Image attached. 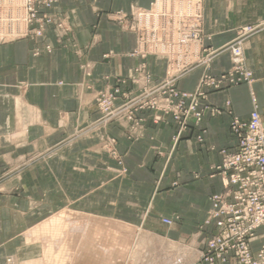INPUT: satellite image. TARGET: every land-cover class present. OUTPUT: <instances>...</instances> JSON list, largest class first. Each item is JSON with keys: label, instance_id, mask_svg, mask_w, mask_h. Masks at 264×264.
Listing matches in <instances>:
<instances>
[{"label": "crops", "instance_id": "crops-1", "mask_svg": "<svg viewBox=\"0 0 264 264\" xmlns=\"http://www.w3.org/2000/svg\"><path fill=\"white\" fill-rule=\"evenodd\" d=\"M152 1L58 0L55 10L61 14L66 13L70 27L63 44L56 42L55 35L49 28L41 41L25 39L0 45V167L8 159L23 153L45 150L61 143L76 127L96 115L93 91L108 85L114 76L124 74L140 61L130 55L135 45L133 34L117 27L106 13L114 10L127 11L132 6L148 7ZM260 18H264V0H205L204 3V31L211 36L209 43L212 46L227 42L233 37L237 27ZM46 44L50 45L49 49H46ZM105 54L108 56L104 57ZM244 56L246 66L252 72L251 83H241L211 92L207 96V102L221 107L227 101L232 115L246 120L254 98L264 119V29L245 42ZM147 63L156 75L162 73L161 62L149 59ZM229 66L228 55H221L211 63V74L218 75ZM85 68L91 70L90 76L84 75ZM199 72L188 75L179 83V87L193 90L198 82ZM229 121L227 113L204 119L207 148L195 144L188 133V139L180 142L176 149H171L173 128L151 125L149 120L146 121L143 136L133 143L128 142L116 127L106 130V133L117 136V150L123 156L129 171L123 180L134 187L124 193V197L161 198L162 193L167 191L163 190L164 187L158 191V184L162 186L164 182L168 183L173 179V172L178 170V162H184L187 167L185 171L179 170V181L182 184L168 190L172 191L171 196L177 198L176 203L180 204L175 209L163 207L157 210L153 206H147V203L144 206L132 204L126 207L128 213L140 215L139 224L146 225L144 216L153 211L158 213L155 227L162 225L160 216L174 213L179 215V220L170 227L186 232L194 230V227L198 228L195 224L200 225L205 218L210 207V196L222 190L220 177L207 176L206 172H209L211 163L219 161L216 149L224 146L231 149L235 144L234 137L229 134ZM97 141L98 138L92 137L90 140L71 143L69 147L62 145L47 160L31 166L25 173L26 185L23 188L26 189V196L22 198L24 209L20 207L18 195L0 193V264L6 263L7 255L14 256L17 264L36 260L39 254L28 251V247L25 249L28 245L19 241L20 233L33 229L36 215L49 214L56 211L54 208H66L64 199L67 197L81 200L90 197L94 204L88 207L76 206V212L104 221L100 223L105 226L101 230L110 229L112 222L109 221H113L114 217L111 215L117 212V207H99L98 182H106L108 190L105 196L113 197L110 190L115 176L107 172L101 178L97 169L102 165L114 166V163L107 155L99 152ZM154 147L161 152L160 155L154 152ZM168 151L171 152L169 157ZM86 166L91 173H84ZM166 167L171 172L167 177L164 171ZM95 169L97 172H92ZM197 172L201 176L195 178L194 174ZM68 174L75 183L69 194ZM84 174L87 181L96 183L88 191L82 186ZM186 182L190 183V191L184 188ZM169 196L164 195L167 198ZM55 197L60 200L59 205H55ZM179 198H186L190 204L184 205L179 202ZM195 198L200 199L199 204L193 201ZM122 210L123 213L126 212L125 209ZM23 215L31 216L28 224L23 222ZM125 220L123 218L122 221ZM207 229L211 231L210 228ZM186 232L181 235H186ZM155 233L160 234L158 231ZM176 245L180 250L184 245L188 247L184 264H206L198 261L201 251L198 239L191 237L187 244L180 241ZM84 246L86 248L83 253L78 254L76 263L115 264L112 249L114 245L109 236L85 237ZM257 246L256 242L254 249Z\"/></svg>", "mask_w": 264, "mask_h": 264}, {"label": "rangeland", "instance_id": "rangeland-1", "mask_svg": "<svg viewBox=\"0 0 264 264\" xmlns=\"http://www.w3.org/2000/svg\"><path fill=\"white\" fill-rule=\"evenodd\" d=\"M52 2L50 7H39L37 15L28 21L23 8V0H0V45L25 39L41 41L45 38L46 29L49 28L53 31L56 42L63 44L70 31L68 18L65 16L66 13L61 14L55 10L58 0ZM160 3L162 4L161 8L156 5V0H153L148 7L132 6L127 11H106L110 20L117 27L133 34L135 45L130 55L137 57L140 61L124 74L114 76L108 85L93 91L92 98L96 115L83 125L76 127L61 143L45 150L23 153L18 157L8 159L0 167V193L18 195L20 207L24 209L22 198L26 196V189L23 188L26 185V171L31 166L47 160L62 145L69 147L71 143L96 137L98 138L99 152L107 155L114 163V166L112 164L109 167L102 165L97 169L101 178L105 177L107 172L115 176L113 188L110 190L114 194L113 197L105 196L108 190L107 183L98 182L100 187L97 199L99 207L104 209L112 205L117 207V212L111 215L114 217L113 221H109V223L112 222L110 229L101 230L100 228L105 226L100 223H104V221L96 220L92 215L76 212V206L88 207L94 204L90 197L82 200L67 197L64 199L67 203L66 208H54L56 211L49 214L36 215L33 219L36 221L33 229L20 233L19 241L28 245L25 246V249L28 247V251H35L37 255L39 254L36 255V260L24 261L22 264H79L75 260L78 254L83 253L86 248L84 238L92 236H109L111 238L112 245H114L112 249L115 253V264H184L183 261L188 256V247L184 245L180 250L176 243L181 241L187 244L191 237L198 239V245H200L199 262L229 264L217 260L208 263L204 261L203 256L207 251V242L217 237L218 234L215 219L210 218V211L213 207L212 197L221 193L222 190L210 196V207L202 223L195 224L198 225L197 229L194 227V230L186 232V230L174 228V226L170 227L179 220V215L174 213L160 216L162 225L157 224L158 226L155 227L158 213L155 214L153 211L144 216L146 225L145 223L139 224L140 215L128 213L126 207L132 204L144 206L147 203V206H153L157 210L163 207L175 209L180 204L176 203L177 198L172 197V191L168 190L182 184L179 181V170L185 171L187 167L184 162H178L176 166L178 170L173 172V179L168 183L164 182L162 186L158 184V191L162 187L167 191L162 193L161 198L124 197L123 194L134 187L130 182L123 180L129 171L123 156L117 150V136L106 133V130L109 127H116L128 142L133 143L143 136V129L146 127V121L149 120L151 125H167L173 128L171 149H176L180 142L188 139L189 137L186 138L188 133L193 137L195 144L199 147H206L207 129L203 126L204 119L206 117L216 118L227 113L230 116L229 134L232 136L231 122L235 119L246 122L249 117L244 120L233 116L229 102L226 101L221 107L211 105L207 102V96L211 92L230 86L251 83L252 72L245 63L244 44L250 37L264 29V18L237 27L231 39L219 46H212L209 43L211 36L204 31L205 0H162ZM243 27H252L253 33L242 42L240 41L242 69L235 72L236 76H234L231 75L234 69L233 62L238 56L234 55L233 50L238 48V34ZM45 47L49 49L50 45L46 44ZM225 54L229 57V68L218 75L211 74L213 60ZM35 55H37V51ZM107 56L108 54L104 55V57ZM149 59L162 63L163 71L160 75H156L150 69L147 63ZM197 71H200V76L193 90L179 87V83L183 79ZM83 73L90 76L91 70L85 68ZM247 73L249 76H246ZM252 105L249 116L254 109L260 114L254 98H252ZM260 117L264 127V119L261 114ZM153 149L157 155L161 154L157 148ZM223 149L228 148L224 146L216 149L220 158L218 162L209 165L207 176H219L221 179L216 166L222 160L221 151ZM170 151H168V157ZM84 170V173H91L88 166L84 167ZM97 171L95 169L92 172ZM164 171L166 177L171 173L169 167H166ZM67 176V193L69 194L75 183L70 180L69 174ZM200 176L199 172L194 174L195 178ZM72 177L74 176L72 175ZM83 177L84 190L88 191L91 186L96 185L94 182L87 181L85 174ZM188 184L190 185L189 182L184 184L185 190L186 188L190 189ZM165 194L170 196L164 197ZM199 200V198L193 199L197 204H199ZM54 201L55 205H59L60 200L57 197L54 198ZM61 201H63L62 198ZM179 202L184 205L190 204L186 198H181ZM122 209H125L126 212L123 213ZM123 218L127 221H122ZM30 221V215H23L24 223L28 224ZM106 225L109 226L107 221ZM207 228H210L211 231L209 232ZM184 231L186 235H181ZM261 234L262 229L259 228L255 238L245 239L252 252L260 246L263 240ZM226 239L237 245L238 230H229ZM256 242L258 246L254 249ZM236 248L238 247L236 246ZM24 251L27 252V250ZM7 256L5 264H17L14 256Z\"/></svg>", "mask_w": 264, "mask_h": 264}, {"label": "built area", "instance_id": "built-area-1", "mask_svg": "<svg viewBox=\"0 0 264 264\" xmlns=\"http://www.w3.org/2000/svg\"><path fill=\"white\" fill-rule=\"evenodd\" d=\"M52 1L23 0L27 20L37 15L39 7H50ZM160 2L162 0H156L159 8L162 5ZM252 31V27H243L239 31L238 48L233 50L238 58L234 59L231 75L236 76L235 72L242 69L240 41L251 35ZM230 131L235 144L233 148L221 151L222 160L216 170L221 175L223 189L212 197L213 207L210 211L218 234L207 242L204 261L264 264V127L260 114L254 109L248 121L233 120ZM259 228L262 229L263 240L258 249L252 252L245 239L255 238ZM232 229L238 230L237 245L226 239L228 231Z\"/></svg>", "mask_w": 264, "mask_h": 264}]
</instances>
